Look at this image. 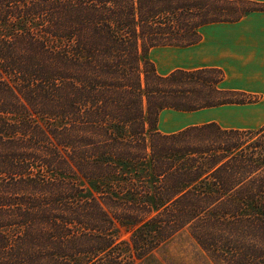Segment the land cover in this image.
<instances>
[{"label":"trees","instance_id":"trees-1","mask_svg":"<svg viewBox=\"0 0 264 264\" xmlns=\"http://www.w3.org/2000/svg\"><path fill=\"white\" fill-rule=\"evenodd\" d=\"M262 11L0 0V264H141L183 232L214 264H264V129H157L165 110L258 100L222 89L219 69L162 76L149 59ZM80 179L99 193L82 197Z\"/></svg>","mask_w":264,"mask_h":264},{"label":"crops","instance_id":"crops-1","mask_svg":"<svg viewBox=\"0 0 264 264\" xmlns=\"http://www.w3.org/2000/svg\"><path fill=\"white\" fill-rule=\"evenodd\" d=\"M231 1H251L264 5V0ZM205 29L206 31L203 35V30ZM208 33H220V37L206 40L204 36ZM200 35L201 42L196 46L188 48L159 47L172 48L184 52L192 50L190 51L192 54H197L190 61L184 59L168 62V65H177L178 68L167 75L177 70L219 69L225 75L224 81L221 84L224 90L238 91L252 97H258V103L228 105L192 113L165 110L166 112L180 115V120H173L174 115L166 116L163 120H161L162 116H160V128L184 127L175 132L164 133L175 134L189 127L216 123L223 129L256 131L248 128H229L223 126L222 123H224V119H227L237 121V123L253 124L260 122L264 117V113L262 112H258V115L255 114L257 108H264V11L249 14L235 23H216L204 26L200 29ZM198 62H205V65L195 68L187 67L191 66V63H195L194 65H196ZM245 114L248 115L246 116ZM198 122L203 123L196 124Z\"/></svg>","mask_w":264,"mask_h":264},{"label":"rangeland","instance_id":"rangeland-1","mask_svg":"<svg viewBox=\"0 0 264 264\" xmlns=\"http://www.w3.org/2000/svg\"><path fill=\"white\" fill-rule=\"evenodd\" d=\"M203 30V35L204 32ZM206 40H212L213 38L220 37V33H208L204 36ZM189 52L179 51L172 48H156L152 49L149 53V59L155 65L159 74L167 75L172 72L174 69H177V65H168V62L173 60H193L196 57V53L190 52L192 50H188ZM191 63V66H187L189 68H195L205 65V62ZM225 76V75H224ZM224 85V84H223ZM222 88V87H221ZM223 89V88H222ZM254 97V96H253ZM258 100V97H254ZM258 103V101H256ZM253 103V104H256ZM247 105V104H245ZM249 105V104H248ZM208 110V109H207ZM204 111V110H202ZM166 112V111H165ZM163 112L160 114L162 116L161 120H163L166 116L174 115L172 118L175 121L180 120V115L174 114L173 112ZM258 112L264 113V108H257L255 114L258 115ZM173 113V114H172ZM246 116L248 114H245ZM159 116V122H160ZM158 122V131L160 133H169L181 130L184 127H173L170 129L164 128L161 129ZM203 122H198L196 124H202ZM223 126L229 128H248L254 129L256 131L264 129V117L260 122L256 123H237V121L224 119ZM235 130V129H234ZM251 131V130H250ZM264 136V132L260 135V137ZM259 139V136H258ZM79 185L83 189L82 197L91 198L96 196L99 193V188L94 181L89 180H79ZM125 232V231H124ZM129 235L127 233L123 234V239H127ZM141 264H214L213 261L207 256V254L198 246L196 241L189 235L188 232H183L180 235L176 236L174 239L165 244L162 248H160L157 252H155L150 258L146 259Z\"/></svg>","mask_w":264,"mask_h":264}]
</instances>
